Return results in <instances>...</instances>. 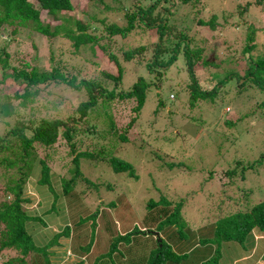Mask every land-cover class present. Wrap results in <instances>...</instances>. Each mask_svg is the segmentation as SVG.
Returning a JSON list of instances; mask_svg holds the SVG:
<instances>
[{
    "label": "rangeland",
    "instance_id": "1",
    "mask_svg": "<svg viewBox=\"0 0 264 264\" xmlns=\"http://www.w3.org/2000/svg\"><path fill=\"white\" fill-rule=\"evenodd\" d=\"M31 1L40 7L37 0ZM80 1V5L64 11L62 15L70 20L66 21L67 25L75 29L76 20L88 23L85 32L96 36V54L91 49V43L77 48L71 38L62 35L48 37L30 28H20L16 34H11L9 31L11 26L6 25L0 31V134L5 135L12 128L23 126L30 135L43 119L59 118L74 126L70 139L65 136L62 128L52 146L38 148L34 169L31 170L24 185V196L29 201L23 205L29 214L40 219L29 222L27 231L41 248L53 242L50 247V251L55 252L52 256L53 264H150L158 250L160 239H163L178 257H182L177 260L169 259L166 264H201L212 258V252H209L207 246L205 248L203 245L193 246L195 242H199L198 230L204 234L203 238L211 239V236L215 238V226H211V223L215 220L220 197L222 192L227 190L232 192L235 186L228 180L221 184L215 177L211 179L217 175L218 179L223 173L225 161L230 160H221L226 157H220L216 144L219 143L223 149L237 144V148L246 153L245 158L255 161L264 145V122L249 111L253 108L254 112L258 113L261 103L257 101L260 100L262 91L248 85L253 81L248 78L246 90L241 92L240 87L239 89L237 87L239 85L235 84L228 90L230 91L228 98L219 102L218 112L223 108L221 114L205 115L209 124L202 123L205 117L200 114L203 112L200 107L195 111L199 115L188 122L185 118L192 112L187 111L185 107L187 102L185 103L186 97H182L181 87L190 82V79L181 59L162 69L164 75L161 84L159 83L161 77L157 78L156 73L150 72L146 67V63L152 61L154 54L155 29L144 33L140 32L143 30L140 27L127 37L111 35L108 32V25L126 24V13L132 8L135 9L138 4L145 5L150 0ZM248 1L253 4L252 11L244 9V4ZM165 8L170 10L169 23L175 27L172 31L166 32L165 39H162L164 46L172 48L174 43L178 42V32L185 24L189 28L187 33L191 35L194 46H201L205 58L216 62L227 52L224 44L230 43L231 46L235 39V36L231 37L234 32L230 33L229 23L236 24L234 17L237 14L246 21L241 19L238 27L232 24L234 26L232 29L236 33L248 34L251 28L246 29L245 26L249 23L257 22L256 26H264V0L261 3L256 0H190L187 3L180 0H161L154 14L157 12L160 17ZM240 8L243 9V13L239 12ZM95 12L102 13L100 19H94ZM41 19L45 23H50L52 30L64 22L62 18L54 19L43 9ZM213 19L216 28L199 25L201 20ZM259 41L264 42V38L260 37ZM142 44L149 45V49L137 53L131 60L123 58L125 50ZM216 46L222 47L217 49ZM181 49L179 54H182ZM5 51L9 54L7 66H4L1 60ZM216 51L218 57L215 55ZM108 54H115L125 68L121 88L129 89L139 75L152 84L149 90L151 97L148 94L149 98L147 97L148 100L141 110L142 117L133 124L130 120L134 102L130 100L128 102L116 100L117 103L114 102L111 106L91 111L87 120L78 119L80 115L77 106L82 96L75 88L65 83L55 84L53 81L39 86L31 84L29 90L32 93L25 103H22L21 97L16 96L17 93L22 94L23 89L20 86V79H15L11 75L14 66L22 68L28 64L27 69L36 66L39 72L46 73L57 68L68 78L76 77V82L79 83L82 79L103 78ZM169 55V51L164 54L166 58ZM239 68L243 74L247 68L246 63L240 64ZM220 70H222L220 67L214 65L202 68L197 72L198 79L204 81L207 78L205 83L211 82L209 72ZM251 76L254 77V74ZM229 81L226 79L225 83ZM240 81L243 82L244 78ZM157 84L165 85L161 91L166 104L164 109L162 106L154 113L158 103L155 94L160 91ZM227 86L228 84L226 89ZM222 89L224 90V86ZM234 90L241 92V96L232 98ZM171 94L175 97L173 98ZM175 103L177 105L181 103L182 109L180 106L177 108ZM170 108H173L175 116L173 114L170 116ZM208 108L206 105L204 112H207L205 109ZM247 112H249L247 116L235 120L241 121L236 127L226 125V117ZM194 120L200 125L193 124L192 122H196ZM182 124L185 128L181 127L180 131L179 127ZM122 134L127 139H122ZM241 139L243 141L239 143ZM184 141L189 146L196 142L197 146L193 147H196L195 151L191 147H183ZM110 144L114 146H111L109 151ZM105 146V153L102 154L101 149ZM181 146L183 152L185 151L182 156L185 162L183 167L178 165ZM80 153L89 154L80 157L81 173L76 177V184L73 183L71 187L74 189L73 194L80 196L67 197L64 194L63 180L71 178L70 170L75 164V156ZM3 154L13 156L12 151ZM112 154L131 162L138 179L128 176L125 172H116L112 167L109 168L106 161H109ZM85 158L98 164L90 168L92 164L84 160ZM41 159L50 168L51 187L39 181ZM192 159L197 160L191 163L190 168H185ZM214 161L216 163L213 167ZM101 162L105 165L100 166ZM171 163L173 167L170 166ZM212 170L216 171L211 176ZM22 175L18 165L10 167L6 162L0 163V202L11 199L4 192L10 178L17 181ZM257 179L259 185L252 186L260 188L259 193L257 191L255 193V201L264 197V176L259 175ZM162 194L178 202L183 198L182 201L185 203L182 211L188 224L181 226V221L179 225L164 222L168 220L162 208L165 203L147 207V201L159 199ZM254 200H245L243 203H252ZM242 208L245 209L244 206ZM220 209L223 213L224 209ZM68 222L71 226L68 231L71 242L66 236L56 239V233L67 228ZM143 225L148 229L143 228ZM136 228L150 231L129 233L137 230ZM124 231L127 232L123 233ZM153 232H158L159 235L156 236ZM194 234L196 237H193ZM256 238L255 240H258L259 237ZM262 242L261 240L260 245ZM236 245L239 252L233 247L231 251L225 250L226 261L220 259L219 264H238L239 260L243 264L259 263L261 259L258 252L259 242L254 243L253 236L246 243V250H243L241 243L236 242ZM191 246L193 249L189 250ZM262 248L264 250V243L263 246H259V250L262 251ZM90 250L93 251L87 254ZM187 252L189 253L186 258L184 253ZM40 255L43 258L40 260L44 261L46 259L44 254ZM21 257L17 251L5 249L0 251V264L11 259L17 260L13 262L14 264L32 263L30 257H27L24 263L20 262L18 259ZM35 264L42 263L35 260Z\"/></svg>",
    "mask_w": 264,
    "mask_h": 264
},
{
    "label": "trees",
    "instance_id": "2",
    "mask_svg": "<svg viewBox=\"0 0 264 264\" xmlns=\"http://www.w3.org/2000/svg\"><path fill=\"white\" fill-rule=\"evenodd\" d=\"M37 1L39 2V8L35 6L31 0H0V31L2 30V27L6 25L11 26V29L9 30L11 34H16L20 28H30L48 37L62 35L71 38L77 48L85 46L87 43H91V49L96 54V36L91 33L85 32L86 28L88 27V23H83L81 20H76L77 28L75 29L67 25L66 21L69 22L70 20L67 19L64 14L62 15L64 11L73 9L78 4L80 5V0H75V2L74 0ZM87 1L103 0H86L85 2ZM160 1L161 0H150L149 2L145 3V5L138 4L135 9L132 8L131 11L126 13V24L123 25L119 23H112L107 27L108 32L111 35H121L122 37H127L138 28L140 29V27L143 28V30H140V32L144 33L150 32L151 29H155V46L153 48L154 54L152 57V61L146 63V67L150 72L156 73L157 78L161 77L159 81V83L161 84L163 82L162 79L164 75V70L162 69L172 65L178 59H181V63L183 64L185 71L187 70V77H189L190 79V82H187L183 87H181L182 97H186L185 103H187L185 107L187 111L192 112L188 117L185 118L188 119L186 121L189 122V119H193L194 117H197L199 115V113H195V111L199 107V109L203 110V112L200 113L203 115V117H205L206 114H221L223 108L219 109L218 112L219 102L225 101L226 98H228V95L230 94V91L228 90H230V88L234 84L239 85L237 87L238 89L240 87L241 92L243 90H246V88H248L246 84L247 79L251 78L253 81H251V83H248V85L250 84L252 87L261 89L262 95L260 100L257 101L258 103H261V106L258 109V113H255L253 108L249 112L253 115H256L258 119H262L264 122V42L259 41L260 37L264 38V26H256L257 22L249 23L247 26H245L246 29H248L249 27L251 28L249 33L241 35L240 33H236L232 29L235 22L229 23L230 33L232 31L234 32L232 33L231 37L233 38L235 36V39L231 43V46H229L230 43L224 44V46H226L227 52L225 55L222 54L223 56H221L220 61L216 62L215 60H209L205 58L201 46H194V44L192 43L191 35L187 33L189 28L185 24L178 32V42H175L172 48H166L164 46V41H162V39H165L166 32L168 33L172 31L175 25H170L169 23V9L165 8L164 12L160 14V17L159 13L156 12L154 14V10L158 7ZM189 1L190 0H180V2L183 3H187ZM256 1L261 3L262 0ZM252 5L253 4L248 1L246 2V4H244V9L252 11ZM239 7H241L240 4ZM42 9L46 10V12L54 19L58 20L62 18L64 22L60 25H56L55 30H52L50 28V23H45L41 19ZM239 12L243 13L244 11L240 8ZM101 16L102 13L95 12V15L93 17H95L94 19H100ZM234 18L237 21L235 24L237 27L239 26V21L241 19L244 22L246 21L239 14H237V16ZM199 25H209V27L211 28L217 27V25L214 23V19L210 21L201 20ZM258 41L260 42V46ZM216 47L217 49H219L222 46ZM180 48H182V54H179ZM148 49L149 45L142 44L135 48L125 50L123 58L125 60H131L135 57V55H137V53H141ZM167 51L170 52V55L166 58L164 54ZM4 54L5 55L1 57V60L3 61V65L7 66V58L9 54L6 51L4 52ZM98 55L101 56V54ZM215 55L218 57L219 54L217 53V51L215 52ZM107 57L108 62L106 63L105 69L103 71V78L97 77L89 80L82 79V81H80L79 83L76 82V77L71 76L70 78H68L57 68H54L52 72L46 73L39 72L36 66H32L31 68L27 69L26 67H29L28 64H25L26 67L22 68L14 66L12 67L13 73H11V75H13L15 79H20V86L23 89V93H17L16 96L21 97L22 103H25L26 99L32 93L29 90V86L31 84L39 86L53 81L55 82V84L65 83L75 88V90L78 91L82 96L77 106L80 115L78 119L82 118L87 120L90 117L91 111H94L97 108L104 109L105 107L111 106L114 102H116V100L123 102H128L130 100L131 102H134L131 107V111L133 112V114L130 120V123L133 124L139 120V117H142L141 110L148 100L147 97L149 98L148 94L151 97L149 90L152 87V84L150 83V81H147L146 78L139 75L138 79L134 83H132L129 89L121 88L125 68L115 54H108ZM243 62L246 63L247 68H245V72L242 74L239 70V66ZM210 65L220 67V69L222 70L209 72V74L211 75V77L209 78H212L211 82L205 83V80L207 78L204 81H200L198 79L197 72H199L200 69H204ZM251 74H254V77H252ZM241 78H244L243 82L240 81ZM226 79H229L230 81L225 83ZM241 83L243 84L240 85ZM160 84H157V87L160 89V91H157L155 94V98L158 99V103L156 104L154 113H156L162 106L164 109L166 104L161 91L162 88L165 87V85L162 86ZM227 84L228 86L226 89L225 87ZM222 86H224V90L222 89ZM221 90L222 95H220ZM241 92L235 91L234 94L232 93L231 97L237 98L241 96ZM172 97L174 98L175 96L173 95ZM175 105L177 108L180 106V108L182 109L183 107V105L181 106V103H179L178 105L175 103ZM206 105L209 108L205 109V111L207 112H204V108L206 107ZM209 110L211 113L209 112ZM249 112L243 113L241 115H231L232 117L230 118L226 117V125L228 127H236V125L241 121L235 120L247 116ZM169 113L170 116H172V114L174 113L173 108H170ZM173 116H175V114H173ZM207 120L208 118L205 117V119H202V123L205 125L209 124ZM192 123L198 124L199 122L196 121ZM181 127H184L183 124L179 127L180 131ZM62 128L64 129L65 136L70 139L71 133L72 131H74V126L72 127L71 125L67 124V122L59 118L43 119L34 127L30 135L27 134L25 127L23 126H16L15 128H12V130H10L5 135L0 134V163L6 162L10 167L18 165V169L23 174L17 181L10 178V180L8 181V185L4 188V192L8 194L11 199L2 200L0 202V226H2L0 229V251H3L5 249H12L17 251L20 255H22V257L18 260L23 263L27 257H30L32 259L31 264H35V260L38 263L40 262L42 264H53L52 256L55 255V252L50 251V247L53 245V242H49L45 247L41 248L40 246L36 245V243L34 242V238L27 231L28 223L34 220H38L40 219V217L29 214L28 211L24 208L23 203L29 201V199L24 196V185L31 170L34 169L33 165L38 157V148L52 146L58 139ZM86 131L87 133H89V130L86 129ZM121 138L127 139L124 134L121 135ZM218 141L220 142V140ZM242 141L243 139H241L239 143ZM186 143L187 142L184 141V144L182 146L191 148L197 146L196 142L191 143V146L187 145ZM216 145L217 152L220 157H226V159H220H230L232 161H225L222 175L220 174L221 176L218 179V175L211 177V179L215 177L216 180L221 184H223L224 180H228V182L233 183L235 186L232 192L229 190L222 192L223 194L220 197V201L217 205V212L214 216L215 220L211 223V226H215V238H213L212 236L211 239L208 237L203 238L202 235L204 234L200 233V230H198V243L202 244L204 248L207 246V249L210 246L208 250L209 252H212V258L205 262H202L201 264H219V261L222 257L223 244L225 242L235 243L234 245L236 247V242H239L242 244L243 250H246L247 247L245 245V239L247 235L255 228L261 232H264V197L260 199L257 198V200L255 201V193L256 191L257 193H259L258 191L260 188L252 187L259 185L257 179L259 175L264 176V145L261 149L260 154L256 156L255 161H251L245 158L246 153L240 151L236 146L237 144L228 146V148L226 147L224 149L219 143ZM111 146L113 147L114 144H110L108 148L109 151L111 150ZM182 146L181 157H179L180 162L178 163V165H181L183 167V164H185V162L182 156L185 154V151L183 152L184 149L182 148ZM105 148L106 146L101 149L102 154L105 153ZM195 149L196 147L193 148V151H195ZM7 151H12L13 156L9 157L3 154ZM82 155L87 156L89 154H77L74 159L75 164L70 170L72 171L71 178L63 180V186L65 190L64 194L67 197L73 195H75L76 197L80 196V194H73L72 191L74 189H72L71 187L73 183L76 184V177H78V175L81 173L80 166L82 165V162H80V157ZM84 160L92 164L90 168L95 167L96 164H98L91 161L89 158H85ZM196 160L197 159H192L191 161H189L187 163V167L185 168H190L191 163ZM40 163L41 169L39 181L40 183L48 184L51 187L52 183L50 180V168L43 159L40 160ZM106 163L108 164V166H110L109 168L112 167L114 171L125 172L128 174V176L138 179V175L136 174L134 165L131 162L122 159L120 156L112 154L109 161H106ZM215 163L216 162L214 161L213 167L215 166ZM226 163L230 165H227ZM102 164L104 163L101 162L99 165L102 166ZM170 166L173 167V163H171ZM215 171L216 170L211 171V176ZM235 195L237 196L235 197ZM166 196L167 195L164 196L162 194L159 199H150L146 203L147 207L151 208L154 207V205H162L163 203H165L162 208L164 210V216L166 215L168 217V220H165L164 222L179 225L181 221V226L188 224L186 218L183 216L184 214L182 211L184 207L183 204L185 203L182 201L183 198L178 202L170 200L169 198L171 197L167 196V198ZM55 197L56 199H58V195H56ZM250 199H253L254 201L252 203H243L245 202V200L250 201ZM54 202L55 204L53 207H55L56 205V201ZM243 206L245 207V209H247L248 207L249 208L245 210L242 208ZM220 208L224 209L223 213ZM66 224L68 225V227L62 230V232L60 233L57 232L56 239L61 236H70V234H68V231L71 228L70 222ZM143 228L148 229L147 226L144 225ZM136 229L137 230L129 233H145L146 231H150L139 230V228ZM193 237H196V234H194ZM158 243V250L151 262H149L150 264H165V262L169 259L177 260L182 258L178 257V255H176V252L167 243H165L163 239H160ZM195 244H197V242H195L193 245ZM41 253H43L44 258H46L44 261H42L43 258L40 255ZM188 253H184L186 258L188 256ZM41 258L42 260H40ZM14 261L16 262L17 260H7L3 264H14Z\"/></svg>",
    "mask_w": 264,
    "mask_h": 264
},
{
    "label": "crops",
    "instance_id": "3",
    "mask_svg": "<svg viewBox=\"0 0 264 264\" xmlns=\"http://www.w3.org/2000/svg\"><path fill=\"white\" fill-rule=\"evenodd\" d=\"M59 231V230H58ZM249 234H251L250 236H249V238L247 239V237H248V235ZM248 235H247V237H246V239H245V245H246V243H248V241H249V239L253 236V239H254V243H258L259 242V246H263V243H264V232H261V231H259V230H252L251 231V233H249ZM259 237L258 238V240H255V239H257L256 237ZM261 240L263 241L262 243H261V245H260V242H261ZM60 242H62V239L60 240ZM69 242H71L70 241V237H69ZM235 243H232V242H225L224 244H223V248H222V252H223V255H222V257H221V259H223L222 261H226L225 259H224V257L226 256V251L225 250H232L231 248L233 247V249H236L238 252H239V248L238 247H236L235 245H234ZM258 246V245H257ZM259 246H258V252H260V254H259V256H260V261H259V263H256V264H264V250H263V248H262V251L261 250H259ZM62 248V247H61ZM210 248V246L208 247V249ZM203 249V248H202ZM93 250H95L94 248H93ZM93 250H90V251H88L87 252V254L89 253V252H91V251H93ZM89 256V255H88ZM82 257H84V256H82ZM230 260V259H229ZM232 261V260H231ZM239 262L240 263H238V264H243V262L241 261V260H239ZM242 262V263H241Z\"/></svg>",
    "mask_w": 264,
    "mask_h": 264
},
{
    "label": "clouds",
    "instance_id": "4",
    "mask_svg": "<svg viewBox=\"0 0 264 264\" xmlns=\"http://www.w3.org/2000/svg\"><path fill=\"white\" fill-rule=\"evenodd\" d=\"M255 230H256V229H255ZM126 232H127V231H124L123 233H126ZM153 233H154L155 235H159L158 232H156V233L153 232ZM250 233H251V232H250ZM195 245H202V244H200V243L197 242V244H195ZM195 245H193V246H195ZM208 245H209V244H208ZM193 246H191V248L189 247V248H190L189 250H192V249H193ZM189 250H188V251H189ZM187 253H188V252H187ZM167 261H168V260H167ZM167 261H166V262H167ZM166 262H165V264H166Z\"/></svg>",
    "mask_w": 264,
    "mask_h": 264
}]
</instances>
